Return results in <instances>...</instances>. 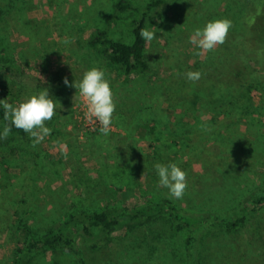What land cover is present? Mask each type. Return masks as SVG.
I'll return each instance as SVG.
<instances>
[{"label": "rangeland", "instance_id": "1", "mask_svg": "<svg viewBox=\"0 0 264 264\" xmlns=\"http://www.w3.org/2000/svg\"><path fill=\"white\" fill-rule=\"evenodd\" d=\"M172 4L148 26L157 37L147 44L151 71L124 77L87 44L92 27L111 10V0H0V7L14 20L6 25L1 22L4 16L0 18V59L19 62L27 81L39 87L36 92L23 94L19 103L44 88L56 102V115L45 125L52 131L43 142L33 148L30 137L22 131L13 141L15 151L8 153L9 146L0 149V191L6 196L4 203L12 220L23 214L38 230L58 222L76 200L96 208L106 203L141 204L152 193L168 195L166 188L158 187L156 163H176L185 171L186 191H191L189 182L198 184L199 180L214 185L201 191L223 188L226 181L218 178L221 163L242 173L236 185L239 189L264 190V159L245 157L230 142L233 133L253 140L254 133L264 132V50L261 55L248 57L252 58L249 68L258 75L261 86L245 93V110H230L229 118L222 112L216 116V130L199 132L177 94L182 99L189 97L180 82L187 80L186 72H202L200 80L208 73L215 74L206 65V57L217 48L206 56H197L194 53L199 49L189 43L192 32L207 23L209 14L201 0H176ZM196 13L204 16L203 26L187 23ZM114 33L129 39V28L123 23L115 24ZM65 39L70 42L65 44ZM237 41L231 42L229 37L224 49L218 47L225 52L231 50L243 60L245 49ZM202 61L205 63L200 66ZM93 67L105 72L116 105L108 136L99 132L98 122L86 118L78 91L63 83L65 77L69 83L81 80ZM217 71L223 73L224 68L220 66ZM141 107L147 108L142 111H147L148 119H135ZM206 118L211 119V115L207 113ZM157 131H161L160 139L155 138ZM170 223L167 216H162L129 233L115 230L101 241H90L88 244L98 246H87V262L125 264L122 250L130 248L132 264H169L171 260L165 259L175 248L168 238ZM23 234L24 230L8 227L0 235V264H13L16 235L22 238ZM30 264L75 263L66 254L49 249Z\"/></svg>", "mask_w": 264, "mask_h": 264}, {"label": "trees", "instance_id": "2", "mask_svg": "<svg viewBox=\"0 0 264 264\" xmlns=\"http://www.w3.org/2000/svg\"><path fill=\"white\" fill-rule=\"evenodd\" d=\"M175 1L145 0L138 3L133 0H111V10L99 25L92 27L87 44L114 67L119 76L128 77L133 73L147 75L151 71V64L146 56L147 43L139 35L140 29L148 28ZM201 4L206 6V14H209L207 22L225 18L232 22L227 39L230 37L231 42L237 39L246 53V57L240 60L231 50L225 52L217 47L211 57L208 54L206 57V65L215 74L208 73L204 80L199 79L194 83L180 80L189 95L182 99L177 94L179 101L185 105L184 110L193 116L199 132L212 133L217 126L216 116L223 112L229 118L231 111L238 113L245 110L248 106L245 93L261 86L258 75H253L249 68L248 60L252 58L248 57L261 55L264 50V0H201ZM258 9L261 10L260 14H257ZM6 14L0 7V18L4 16L1 22L11 24L14 20ZM193 16L187 23L194 22L196 27L203 26L204 16L198 13ZM117 22L129 28V39L115 36L114 26ZM2 46L0 40V52ZM220 47L224 49L225 43ZM1 58L0 100L16 106L23 94L36 92L39 87L27 81L26 71L19 62ZM204 63L202 61L200 66ZM220 66L224 68L223 73L217 71ZM249 99L251 100V96ZM142 110L147 108H139L135 119L140 116L149 118L147 111ZM3 112L0 107V134L8 124L3 119ZM207 113L211 115V119L206 118ZM179 131L177 129L176 133ZM21 132L22 130L11 127L7 137L9 141L0 139V149L9 146L6 148L8 153L15 151L13 141ZM254 134L253 140H246L233 133L230 142L245 157L260 161L264 159V132ZM155 138H161V131L155 133ZM225 164V168L222 163L219 167L221 173L218 178L226 181L223 188H217L219 190L201 191L212 189L214 185L207 184L208 180H199L198 184L189 182L191 191L185 192L180 199L182 203L180 200L169 199L165 193H152V197L144 203L132 206L106 203L91 208L76 200L61 214L58 222L38 230L23 214L12 220L6 201L4 203L6 196L1 190L0 235L8 227H14L17 231L24 230L22 238L16 235L11 256L13 264H30L36 256L49 249L66 254L75 264H88L87 246H98L88 242L101 241L115 230L129 233L167 216L171 222V238H168L175 246L165 259L171 260L169 264H264V190L239 189L236 185L240 180L239 174L242 173H236L237 170ZM118 186L120 187L119 184ZM160 236L163 238L161 233ZM123 252L126 254L124 263L132 264V249L126 248ZM118 254L121 253L117 252L116 255Z\"/></svg>", "mask_w": 264, "mask_h": 264}, {"label": "clouds", "instance_id": "3", "mask_svg": "<svg viewBox=\"0 0 264 264\" xmlns=\"http://www.w3.org/2000/svg\"><path fill=\"white\" fill-rule=\"evenodd\" d=\"M261 10L258 9L257 14ZM232 22L228 19H216L207 22L203 28H196L189 36V43L199 49L194 54L197 56H206L226 42ZM155 31L148 28L140 29V37L147 44L156 39ZM69 43L68 39L63 41ZM200 72L189 71L185 73V78L190 82H196L201 78ZM63 83L67 87H74L78 91L83 105L86 109L85 116L90 122H98L99 132L108 136L115 112V102L113 92L109 81L105 78V72L102 69L93 67L85 71L82 79L69 83L67 77L63 78ZM0 107L3 108V119L8 121L4 127L0 139H6L11 127L22 130L27 134L35 148L51 134V128L45 126L56 115V102L50 98L46 88L26 97L18 105L13 106L6 100H0ZM158 175V187L168 190V198L180 200L183 198L187 189V173L181 170L176 163L154 165Z\"/></svg>", "mask_w": 264, "mask_h": 264}]
</instances>
